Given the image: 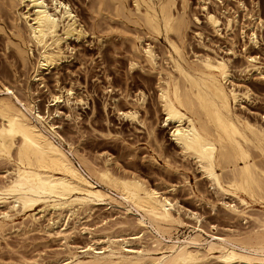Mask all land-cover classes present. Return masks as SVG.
<instances>
[{"label": "bare ground", "instance_id": "bare-ground-1", "mask_svg": "<svg viewBox=\"0 0 264 264\" xmlns=\"http://www.w3.org/2000/svg\"><path fill=\"white\" fill-rule=\"evenodd\" d=\"M9 1L12 7L22 5L25 8L23 12L14 11L16 16L10 25V32L16 39L14 42L10 40L15 55L24 67L31 65L34 72L31 81L42 84L43 73L65 58L62 42L71 37H83L86 31L63 0ZM97 1L101 10L112 9V16L127 19L149 38L158 40L163 37L167 41L169 51L162 48L167 56L161 53L171 64L169 68L157 65V54L150 43L144 44L142 51L138 50L136 43H131L133 53L129 52L128 72L144 70L146 64L148 72L157 76L156 101L163 112L164 125H171L170 136L182 155L198 165L202 176L216 192L236 198L240 204L226 208L233 214L244 216L251 208L249 203L259 201L262 203L259 211L264 216V128L235 110L240 101L249 96V89L241 90L229 84L231 71L225 59L204 54L189 61L185 56L184 38L189 26L186 7L190 0H129L133 3L130 4L132 8L127 5V0ZM97 7L99 10L100 6ZM104 15L110 17L103 14V18ZM205 19L213 29L220 22L214 11H206ZM17 20H23L24 26ZM231 20L227 19V25ZM121 23L123 25V21ZM135 30L138 29L135 27L133 31L136 36ZM251 37L254 39V32ZM105 50L101 51L103 63L108 61ZM247 58L249 62L254 60L252 56ZM249 65L244 68L253 66ZM29 86L22 93L21 89L0 81V159L10 165L5 170L6 179L0 183V231L13 223L18 214L25 216L23 219L31 225L40 217L46 218L41 230L61 236L67 250L63 259L52 260L50 264H197L204 258L199 251L202 246L208 254L216 252L213 257L221 264H264V217H256L257 229L244 237L241 234L237 237L211 234L209 239L203 236L205 231L200 224L181 238L174 235V230L186 223L173 212L172 201L138 176L115 174L107 165L95 166L77 153L70 143L65 149V139L51 121L54 113L51 117L48 109L39 110ZM18 91L24 95L23 99L18 96ZM137 91L136 99L143 104L146 94L142 89ZM51 101V105L62 102L60 95L53 96ZM122 114L135 119L139 113L133 107ZM99 205L119 206L125 212L137 214L139 233L149 231L153 243L162 244V247L151 250L145 246L135 248L130 245L131 241L115 233H105L106 240L100 248L94 247L96 238L92 244L69 246L67 240L76 230V224L91 215ZM196 217L195 221L200 223ZM121 223L122 228L126 223L130 224ZM88 234H91L90 230Z\"/></svg>", "mask_w": 264, "mask_h": 264}, {"label": "rangeland", "instance_id": "rangeland-1", "mask_svg": "<svg viewBox=\"0 0 264 264\" xmlns=\"http://www.w3.org/2000/svg\"><path fill=\"white\" fill-rule=\"evenodd\" d=\"M63 1L68 3L76 15L77 23L86 32L83 37H71L62 42L65 58L56 67L44 72V81L39 84L31 81L34 73L31 65L24 67L21 64L15 55L12 41L10 42L12 39L13 42L16 41L10 32L11 21L16 16L14 11L23 12L25 8L22 5L12 7L9 0H0V81L21 89L22 93L30 85L31 97L37 100L39 110L48 109L51 117L54 113L51 121L65 139V149L70 143L77 153L93 165H107L115 174L138 176L147 185L167 196L174 204L173 212L179 214L186 223L185 226L178 227L177 231L174 230V235H188L198 224L205 231L203 236L209 239L211 234L224 237H237L241 234L244 237L257 229L255 218L264 217L259 211L262 203L251 201V208L247 209L244 216L230 212L226 206L240 205L238 200L216 192L213 185L202 176L198 165L191 158L182 155L170 136L171 125H164V115L156 101L157 76L149 73L143 62L144 70H127L128 57L133 53L131 43H136L138 50L142 51V46L147 42L155 49L157 65L169 68L171 64L164 59L167 54L163 50L170 49L167 41L163 37L158 40L149 38L127 19L112 16V9L107 12L101 10L97 0ZM130 4H133L132 1L127 0V5L132 8ZM176 5L180 9V4L176 2ZM188 5L186 16L189 26L184 38L185 56L189 61L204 54L225 59L231 71L229 84L237 89H249V96L243 98L235 110L248 117L250 122L264 128V0H190ZM97 6H100L101 13H98ZM206 11H214L218 15L220 22L216 29L206 22ZM102 13L110 17L104 15L103 18ZM227 19H232L229 25ZM121 21L123 25L125 22L124 26ZM16 22L24 26L23 20ZM125 26L127 28L124 29ZM135 27L139 30H135L138 38L133 32ZM107 29H111V32ZM252 32L255 34L254 39H250ZM132 39L135 41L131 42ZM105 48L108 61L103 63L102 52ZM33 50L35 53L34 48ZM248 56L254 57V60L249 62ZM29 59L33 61L31 57ZM249 63L254 67L245 69ZM44 83L45 87H42ZM140 89L146 94L143 104L136 99L139 94L137 90ZM22 93H17L21 99L24 98ZM59 95L62 102L51 105L53 96ZM133 107L139 113L137 118L124 117L122 111ZM74 159L77 161L75 155ZM9 167V164L0 159V183L6 179L5 170ZM112 194L115 195L114 192ZM195 215L200 223L195 221ZM89 216L76 224V230L67 240L69 246L92 244L96 238L94 247L100 248L106 240L105 233H115L120 238L131 241L130 245L135 248L145 246L144 248L151 250L162 247V244L153 243L154 238L149 231L139 233L140 227L136 226L137 214L125 212L119 206L99 205ZM24 217L22 214L16 215L13 223L10 222L8 227L0 231V264H50L52 260L63 259L67 251L64 239L41 230V224L47 222L46 218L40 217L37 223L31 225ZM122 221L130 224L126 223L122 228ZM69 224L72 225V221ZM89 230L92 235L88 234ZM139 237L140 244L137 242ZM199 251L201 256L204 254V258L197 264H221L213 257L216 252L208 254L203 246Z\"/></svg>", "mask_w": 264, "mask_h": 264}]
</instances>
